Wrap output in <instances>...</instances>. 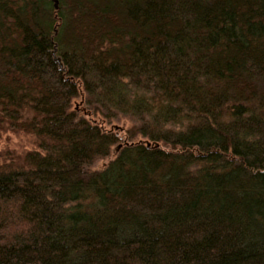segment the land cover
Returning a JSON list of instances; mask_svg holds the SVG:
<instances>
[{"label": "trees", "instance_id": "trees-1", "mask_svg": "<svg viewBox=\"0 0 264 264\" xmlns=\"http://www.w3.org/2000/svg\"><path fill=\"white\" fill-rule=\"evenodd\" d=\"M4 130L0 264H264V0H0Z\"/></svg>", "mask_w": 264, "mask_h": 264}, {"label": "rangeland", "instance_id": "rangeland-1", "mask_svg": "<svg viewBox=\"0 0 264 264\" xmlns=\"http://www.w3.org/2000/svg\"><path fill=\"white\" fill-rule=\"evenodd\" d=\"M85 100L83 94L74 98L71 102V110L81 114H89L90 110L86 105ZM94 119L100 122L105 129L118 134L120 140L117 144L111 147L110 154L107 157L96 159L89 166L90 170H101L104 168L109 161L116 157L120 146L124 143L137 142L140 140L148 141L146 138H141L139 135L132 139L129 137L130 129H132L135 124L130 118L124 117L120 120L115 119L109 124L101 118L94 117ZM37 149L38 147L33 136L9 130L0 131V165L10 163V160L14 157V159L17 157L22 158L26 152Z\"/></svg>", "mask_w": 264, "mask_h": 264}, {"label": "water", "instance_id": "water-1", "mask_svg": "<svg viewBox=\"0 0 264 264\" xmlns=\"http://www.w3.org/2000/svg\"><path fill=\"white\" fill-rule=\"evenodd\" d=\"M55 1V7L57 8V0H54ZM146 143L148 144L149 142L146 141Z\"/></svg>", "mask_w": 264, "mask_h": 264}]
</instances>
